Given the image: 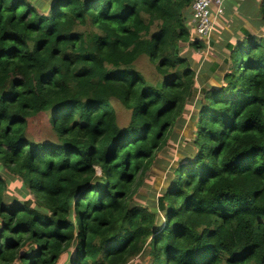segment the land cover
<instances>
[{
    "label": "trees",
    "instance_id": "16d2710c",
    "mask_svg": "<svg viewBox=\"0 0 264 264\" xmlns=\"http://www.w3.org/2000/svg\"><path fill=\"white\" fill-rule=\"evenodd\" d=\"M192 1L0 0V171L22 181L9 196L0 174V264H264V37L225 39L230 72L195 102ZM191 105L170 185L141 205Z\"/></svg>",
    "mask_w": 264,
    "mask_h": 264
},
{
    "label": "rangeland",
    "instance_id": "374dc122",
    "mask_svg": "<svg viewBox=\"0 0 264 264\" xmlns=\"http://www.w3.org/2000/svg\"><path fill=\"white\" fill-rule=\"evenodd\" d=\"M251 2H253V0H251ZM238 3L240 4V2H237L236 6L238 5ZM241 3L244 4V2L242 1ZM230 4V2L225 3V6L228 5L227 9L231 13L239 15V11L237 12L236 9L235 12L234 10H231ZM242 4L240 5L243 7L246 6L247 11L250 9L248 6L249 3H246L245 5ZM226 12L227 11H225V17L223 19L230 18L226 14ZM241 14H243V12ZM249 15L251 18H253V21L257 20V23L260 24V27H257L256 29L257 33L255 32V34H257L256 36L264 37V21L261 18L259 19L258 16L256 18L254 13L252 12ZM242 18H244L243 15ZM250 29L252 31L254 30L251 25ZM152 30H154V28ZM191 30L192 41H195L193 39L194 34L192 27ZM201 44H203L204 47L200 48L199 50H195L194 48L185 44L181 45L184 48V54L190 59L192 58V68L196 72L197 91L195 94V102L200 100V93L202 94L204 90L207 91L211 88L218 89L221 86V77L225 76L228 71L230 72L229 62L226 63V59H228V53L220 52V50L216 49L211 44ZM219 52L221 55L218 54ZM134 66L136 70H138L147 79H151V81L155 80L158 76L154 65L149 61L147 57H141ZM115 110L117 112L120 126L123 128L126 127L130 121V113H128L125 108L120 105H115ZM198 113L199 109L191 105L186 112L187 121L184 124L183 128L176 129L174 131V136L169 140L166 147L162 151L157 153L156 160L143 177L142 186L136 191V194L134 195V199L136 202L140 203L141 205H145L150 198L157 200L160 192L162 190H166L169 187V171H174L178 165V160L183 159L184 156L179 150L180 144L184 142L187 143L189 140L193 139L196 131L195 122L198 118ZM29 131L33 138H36L40 141L51 139V136L44 122H41V120H34L31 123ZM0 174L2 175V180H4V182L6 183V193L9 196H16L22 186V181L19 179L18 175L9 173L7 172V170L0 171ZM97 174L100 175L99 169H97ZM28 199L35 200V196L33 194H29ZM28 202L30 203V201ZM11 204L12 203L10 202L8 205L10 206ZM137 262H139V260L135 259L131 262V264H136ZM60 263L61 261L59 262V264Z\"/></svg>",
    "mask_w": 264,
    "mask_h": 264
},
{
    "label": "crops",
    "instance_id": "0c3cea01",
    "mask_svg": "<svg viewBox=\"0 0 264 264\" xmlns=\"http://www.w3.org/2000/svg\"><path fill=\"white\" fill-rule=\"evenodd\" d=\"M231 1L232 0L227 1V2L231 3L230 4L231 10H234V12H235V9H236L237 12L239 11V15H237L235 13H234L235 14L234 15L233 13H231L227 9L228 5L225 6V11H227L226 14L230 18L223 19L225 17V12H224V15L220 16L217 19L215 27H214V33L212 36L211 45H213L216 49L220 50V52H222V53H228L227 49L224 48V44H225L224 40L225 39H229V38L234 37V36H238V38H240V39L243 38V35L241 34V31H240L241 28L246 29L249 33L254 35L255 32L257 33V31H256L257 27L258 28L260 27L259 26L260 24L257 23V20L253 21V18H251L249 14L252 12V13H254L256 18L258 16L260 19V16L258 15V9L261 5L262 0H259V2L258 1L251 2V4H250L251 6H249L250 9L248 11L246 10V6L243 7L240 5V4H242L241 2H240V4L238 3V5L236 6V3L238 1L233 0L232 1L233 3ZM240 1L244 2V4H242V5H245L246 3H248L247 1H244V0H240ZM242 12H243V14H241ZM242 15L244 16V18H242ZM249 24L252 26V28H254L253 31L250 29ZM231 28H232V30H231ZM235 32H236V35H234ZM255 35H257V34H255ZM221 39H222V42H221ZM220 47H222V49H220ZM220 52L218 53L219 55H221Z\"/></svg>",
    "mask_w": 264,
    "mask_h": 264
},
{
    "label": "built area",
    "instance_id": "2783aa9c",
    "mask_svg": "<svg viewBox=\"0 0 264 264\" xmlns=\"http://www.w3.org/2000/svg\"><path fill=\"white\" fill-rule=\"evenodd\" d=\"M228 0H193L190 8L193 39L201 43L211 44L217 19L224 15L225 3ZM192 31V30H191Z\"/></svg>",
    "mask_w": 264,
    "mask_h": 264
}]
</instances>
